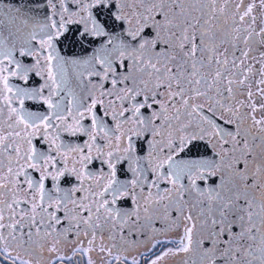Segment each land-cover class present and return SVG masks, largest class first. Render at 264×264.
<instances>
[{
    "label": "snow or ice",
    "instance_id": "obj_1",
    "mask_svg": "<svg viewBox=\"0 0 264 264\" xmlns=\"http://www.w3.org/2000/svg\"><path fill=\"white\" fill-rule=\"evenodd\" d=\"M257 7L0 0V264H264Z\"/></svg>",
    "mask_w": 264,
    "mask_h": 264
},
{
    "label": "flooded vegetation",
    "instance_id": "obj_2",
    "mask_svg": "<svg viewBox=\"0 0 264 264\" xmlns=\"http://www.w3.org/2000/svg\"><path fill=\"white\" fill-rule=\"evenodd\" d=\"M255 54V53H253ZM259 67V64L257 65ZM257 104L262 103L264 101L257 100ZM257 116H264V112L257 113ZM123 178V177H121ZM201 186L203 187V183L201 182ZM198 211V209H197ZM175 217V213H173V218ZM156 227L160 228L162 227V224L157 221L156 222ZM181 233L179 231L170 233L168 236V239H175L178 238ZM143 240V237L140 238ZM157 239H164L163 236H158ZM174 244H166V245H158L155 249L151 250V253H149V249L151 248V244H147L146 246H141L137 251H133L131 255L136 256L138 259H140V264H148V262L151 259H155L157 255L160 254L161 251L165 250L166 248H174ZM141 253H148L145 256H141ZM186 257H184L182 254L177 255V256H172L169 255L168 257L165 258L164 261L161 262V264H184V260ZM97 264H104V262L100 259H97Z\"/></svg>",
    "mask_w": 264,
    "mask_h": 264
},
{
    "label": "rangeland",
    "instance_id": "obj_3",
    "mask_svg": "<svg viewBox=\"0 0 264 264\" xmlns=\"http://www.w3.org/2000/svg\"><path fill=\"white\" fill-rule=\"evenodd\" d=\"M252 0H245V3H251ZM256 3L258 5L257 9L254 10V14L257 15V28L264 27V23H261V21H264V8L259 7V0H256ZM255 47V45H253ZM260 51H264V45L259 46ZM257 58L259 59V53L255 52ZM258 65V64H257Z\"/></svg>",
    "mask_w": 264,
    "mask_h": 264
},
{
    "label": "water",
    "instance_id": "obj_4",
    "mask_svg": "<svg viewBox=\"0 0 264 264\" xmlns=\"http://www.w3.org/2000/svg\"><path fill=\"white\" fill-rule=\"evenodd\" d=\"M7 2H8V0H5V3H7ZM12 2H13V3H15V2H16V0H12Z\"/></svg>",
    "mask_w": 264,
    "mask_h": 264
}]
</instances>
